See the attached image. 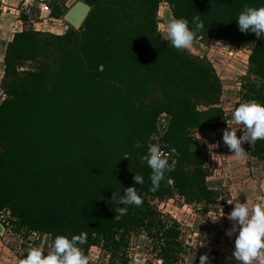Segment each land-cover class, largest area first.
Here are the masks:
<instances>
[{"label":"trees","instance_id":"16d2710c","mask_svg":"<svg viewBox=\"0 0 264 264\" xmlns=\"http://www.w3.org/2000/svg\"><path fill=\"white\" fill-rule=\"evenodd\" d=\"M84 1L91 9L82 26L62 33L37 29L23 11L17 16L0 78V208L10 212L14 232L46 235L49 245L57 234L86 233L84 255L99 247L108 264H131L130 237L140 234L161 264H176L184 248L179 224L153 201L178 195L185 203L216 202L191 131L221 130L226 116L213 64L160 35L159 5L190 28L199 16L204 29L195 36L249 49L235 107L264 102V35L241 33L235 20L244 5L264 0ZM49 5L54 19L68 10L64 0ZM161 112L169 115L163 140L177 154L165 173L171 183L150 191L144 156ZM246 145L264 161V140ZM128 186L142 204L120 215L113 200Z\"/></svg>","mask_w":264,"mask_h":264},{"label":"rangeland","instance_id":"374dc122","mask_svg":"<svg viewBox=\"0 0 264 264\" xmlns=\"http://www.w3.org/2000/svg\"><path fill=\"white\" fill-rule=\"evenodd\" d=\"M64 1L69 8L76 0ZM171 18L168 4L162 2L157 14V28L164 38H167L166 33L159 26L166 24ZM43 25L40 26L41 30H62V32L69 26L63 21V17L56 22L48 21ZM186 50L213 64L222 82L221 105L227 123L230 119V110L234 108V103L240 97V82L246 73L249 49L231 47L212 37L195 36L192 47ZM226 123L222 129L227 128ZM238 127L241 128L236 133L239 137L243 127ZM194 130L191 134L198 137L194 148L202 152L206 157L208 168H211V172L207 173L206 183L217 192L216 202L208 205L185 203L182 197L175 195L173 198H164L161 201L154 200L153 203L166 219L179 224V240L182 241L184 248L176 264H199L201 255L207 256L205 264H238L232 256L234 237L230 239L225 234L232 224L227 216L232 205L226 201L234 199L238 194L235 199L241 203L244 200H252V204H255L264 197V161L251 157L246 143L242 144L246 156L237 159L222 141L221 130L205 132L197 129L198 133ZM248 181L251 183V188H247L246 193L243 194V187ZM0 237V248L3 249L0 250V255L7 264H17V258L26 255V252L33 247H40L45 253L50 251L49 237L46 235L25 236L24 232H14L12 226L11 233L5 232ZM129 244L128 255L131 264H161L150 251L151 242L145 234L132 235ZM85 256L88 258V264H108L109 261L107 252L96 246L90 247Z\"/></svg>","mask_w":264,"mask_h":264},{"label":"clouds","instance_id":"9594fccd","mask_svg":"<svg viewBox=\"0 0 264 264\" xmlns=\"http://www.w3.org/2000/svg\"><path fill=\"white\" fill-rule=\"evenodd\" d=\"M235 20L241 33L250 31L257 38L264 35V5L259 7L244 5ZM191 24L190 28L186 19L172 17L159 27L166 33L171 46L180 50L191 48L196 32L204 29V23L199 16H193ZM259 86L258 83L257 87ZM226 125L227 128L221 129L222 141L237 159L245 157L243 143L251 144L257 140H264V102L256 99L239 102L230 110V119ZM238 126L243 127L239 137L236 135L237 130H241ZM122 158H129L128 153H124ZM144 159L151 169L150 191H156L162 180L171 183V179L165 176L166 172L171 171V166L158 143L148 147ZM132 178L135 185L143 183V178L139 174H134ZM235 198L226 201L232 205L231 211L227 214L232 224L225 234L230 239L234 237L232 256L238 264H252L253 259L264 257V253L261 252L264 250V197L255 204L246 200L241 203ZM113 203L116 205V213L124 215L127 206H140L142 198L134 186H128L123 188V195L119 191ZM121 204L123 206H120ZM86 240L87 234L84 232L70 237L57 234L50 241V251L45 253L40 247H33L26 255L17 258V264H88V258L79 247L85 244ZM206 260L207 256L201 255L199 264H205ZM260 264H264V258L260 259Z\"/></svg>","mask_w":264,"mask_h":264},{"label":"crops","instance_id":"0c3cea01","mask_svg":"<svg viewBox=\"0 0 264 264\" xmlns=\"http://www.w3.org/2000/svg\"><path fill=\"white\" fill-rule=\"evenodd\" d=\"M50 1L51 0H0V76L3 73V56L7 42L10 40L12 34L20 29L17 16L21 11L25 12L32 18L34 26L37 29H40V26H44L43 24L45 22L48 21L56 22L57 19L51 18L49 16ZM48 31L54 33H62V30L54 31L49 29ZM247 188H251L250 181H248V184L243 187L244 189V191H242L243 194L246 193L245 190H247ZM237 195L235 196L238 197ZM248 202L252 204V200ZM0 250L3 249L0 248ZM261 252L264 253V250H261ZM261 258L264 257L253 259L252 264H260ZM0 264H7L6 261L4 260V257L1 255H0Z\"/></svg>","mask_w":264,"mask_h":264},{"label":"built area","instance_id":"2783aa9c","mask_svg":"<svg viewBox=\"0 0 264 264\" xmlns=\"http://www.w3.org/2000/svg\"><path fill=\"white\" fill-rule=\"evenodd\" d=\"M231 47H235V46H231ZM168 125H169V115L165 112H161L160 114H158V116L156 117V120H155V130L152 133V135L150 136L148 145L150 146L153 143H158L161 147L162 152L167 157L170 166L173 167V165L175 164V161H176L177 152L173 147L168 146L163 140V136L168 129ZM200 130L207 132V130L199 129V131ZM194 132L198 133L197 129H195ZM192 137L194 140H196V138H198L194 134H192ZM199 153H200V156L202 158L203 167L207 170V173L211 172V168H208V165L206 164L207 163L206 157H204V155L202 154L201 151H199ZM11 220H12V218H11L10 212L7 209L0 208V225L2 226V233H0V235L5 233V232L11 233V228H12ZM30 234H32L34 236L39 235L38 233H35V232H31Z\"/></svg>","mask_w":264,"mask_h":264},{"label":"water","instance_id":"95a60500","mask_svg":"<svg viewBox=\"0 0 264 264\" xmlns=\"http://www.w3.org/2000/svg\"><path fill=\"white\" fill-rule=\"evenodd\" d=\"M90 9V5L84 0H76L65 12L63 21L74 29H79L90 12ZM0 233H2L1 225Z\"/></svg>","mask_w":264,"mask_h":264}]
</instances>
